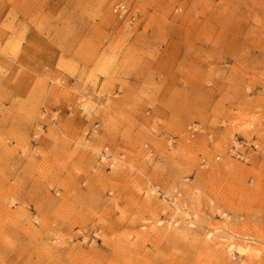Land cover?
<instances>
[{
	"label": "rangeland",
	"instance_id": "374dc122",
	"mask_svg": "<svg viewBox=\"0 0 264 264\" xmlns=\"http://www.w3.org/2000/svg\"><path fill=\"white\" fill-rule=\"evenodd\" d=\"M0 264H264V0H0Z\"/></svg>",
	"mask_w": 264,
	"mask_h": 264
},
{
	"label": "crops",
	"instance_id": "0c3cea01",
	"mask_svg": "<svg viewBox=\"0 0 264 264\" xmlns=\"http://www.w3.org/2000/svg\"><path fill=\"white\" fill-rule=\"evenodd\" d=\"M42 4V3H41ZM40 4V5H41ZM39 4H29L28 10H26L27 15H23V10L20 8V12L17 16V24L22 27L25 26L27 32L24 34L23 38L26 41L23 51L20 55L21 64L26 63L30 64L27 66L32 72H37V59L40 55H46L51 53L53 55V49L48 45V36L45 34L48 31V28L51 27L49 20L51 19L52 11L54 7L51 5ZM27 6V5H26ZM28 20L35 21L36 23L41 24L43 27L42 34H39L33 25H30L28 29ZM32 24V22L30 23ZM29 30V31H28ZM45 31V32H44ZM34 65H32V60H35Z\"/></svg>",
	"mask_w": 264,
	"mask_h": 264
},
{
	"label": "built area",
	"instance_id": "2783aa9c",
	"mask_svg": "<svg viewBox=\"0 0 264 264\" xmlns=\"http://www.w3.org/2000/svg\"><path fill=\"white\" fill-rule=\"evenodd\" d=\"M115 14L119 15V16H122L124 14H126L127 10L125 8L124 5H118L114 8V11H113Z\"/></svg>",
	"mask_w": 264,
	"mask_h": 264
}]
</instances>
